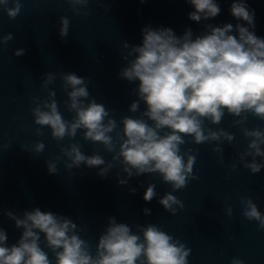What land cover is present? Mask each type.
<instances>
[{
  "label": "clouds",
  "instance_id": "9594fccd",
  "mask_svg": "<svg viewBox=\"0 0 264 264\" xmlns=\"http://www.w3.org/2000/svg\"><path fill=\"white\" fill-rule=\"evenodd\" d=\"M65 2L75 14L88 15L81 9L87 8L89 0ZM187 2L194 8L188 18L197 23L214 18L221 11L216 0ZM22 7V0H0V8L9 19H15ZM230 13L247 26L241 23L235 26L231 23L205 24L204 32L195 36L191 29L178 36L171 28L145 26L140 45L123 41L122 58L126 65L118 75L130 83L138 81L132 89L137 98L128 111L139 115L124 116L119 124L104 104L90 98V78L75 73L59 74L66 94L64 108L73 114L70 120L65 119L56 100V91L49 88L57 74L45 73L41 88L47 96H34V106L30 108L33 123L38 126L35 135L42 136L41 129L47 127L51 138L59 143L65 138L74 139L79 131L84 141L102 145L112 154L111 160L106 161L98 152L86 155L79 143H71L60 148L61 156L46 160L49 174L58 172L57 161L64 157L65 170L78 169L81 165L98 168L97 175L101 178H106L119 165L120 171L126 174L124 178L117 175L120 186L127 185L133 177L158 174L172 191L181 190L189 181L199 179L193 172L196 162L193 149L182 151L186 143L215 142L212 150L223 163L221 145L232 144L237 137L222 128L213 130L205 121L219 125L226 114L233 118L234 127H241L248 141L246 150L238 153V161L230 167L235 170L242 164L252 174L260 173L264 163L257 158L264 157V129L259 125L243 126L250 115L264 121V38L256 35L255 14L245 0H233ZM59 24V35L66 38L70 21L60 17ZM12 39V33L0 37V46ZM24 54L23 48L13 52L16 57ZM186 137L190 139L186 141ZM22 148L27 150L23 145ZM44 150L43 142L38 141L33 146L37 154ZM136 191L129 187L130 194ZM157 196L156 185L149 183L144 201L151 202ZM157 202L172 215L184 208L183 202L171 192H166ZM240 203L243 216L257 221L258 228L264 230V214L257 204L250 197H242ZM142 211L145 216L151 215L149 208ZM226 211L229 216L233 214L231 206ZM3 215L23 231L19 239L9 245L6 231L0 227V264H188L191 254V249L179 239L151 223L137 225L133 232L129 224L117 222L115 216L108 217L93 254L89 242L79 234L83 229L71 218L41 211L38 207L25 210L22 215L12 211H5ZM231 264H244V261L233 257Z\"/></svg>",
  "mask_w": 264,
  "mask_h": 264
}]
</instances>
